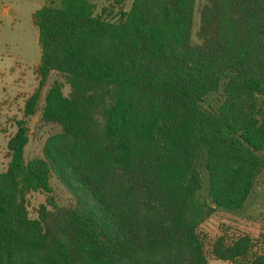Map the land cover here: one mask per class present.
Returning <instances> with one entry per match:
<instances>
[{
  "label": "trees",
  "instance_id": "1",
  "mask_svg": "<svg viewBox=\"0 0 264 264\" xmlns=\"http://www.w3.org/2000/svg\"><path fill=\"white\" fill-rule=\"evenodd\" d=\"M61 0L32 15L40 60L0 173V264H264L248 235L198 228L264 170V0ZM52 179L69 203L52 196ZM206 185V196L201 195ZM31 193L47 195L35 212ZM209 247V248H208Z\"/></svg>",
  "mask_w": 264,
  "mask_h": 264
},
{
  "label": "rangeland",
  "instance_id": "2",
  "mask_svg": "<svg viewBox=\"0 0 264 264\" xmlns=\"http://www.w3.org/2000/svg\"><path fill=\"white\" fill-rule=\"evenodd\" d=\"M98 14L101 9L122 8L127 11L132 0H90ZM61 0H0V173L5 171L10 160L8 141L17 131V122L25 120L28 127L29 142L25 148L27 160L40 157L46 137L51 133L38 121L39 114L24 119V104L37 88L35 71L40 60L38 34L32 24V15L43 6L59 7ZM6 8L7 12L3 11ZM201 0L196 1L192 43L197 42ZM53 192L50 196L60 205L69 203L68 194L52 179ZM206 196V185L201 193ZM47 195L31 193L28 195L29 210L35 212L39 204L45 203ZM206 244L224 235L227 239L248 235L264 248V170L256 179L254 188L243 209L236 212L218 211L198 228ZM209 248V247H208ZM209 264H230L226 261L212 260Z\"/></svg>",
  "mask_w": 264,
  "mask_h": 264
},
{
  "label": "crops",
  "instance_id": "3",
  "mask_svg": "<svg viewBox=\"0 0 264 264\" xmlns=\"http://www.w3.org/2000/svg\"><path fill=\"white\" fill-rule=\"evenodd\" d=\"M3 11L7 12V9H6V8H4V9H3Z\"/></svg>",
  "mask_w": 264,
  "mask_h": 264
}]
</instances>
